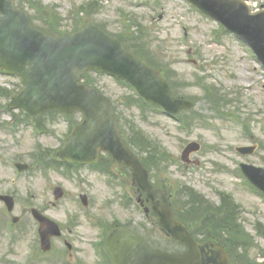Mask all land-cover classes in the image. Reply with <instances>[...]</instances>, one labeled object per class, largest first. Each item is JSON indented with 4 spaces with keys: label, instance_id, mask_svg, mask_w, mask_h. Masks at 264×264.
<instances>
[{
    "label": "rangeland",
    "instance_id": "rangeland-1",
    "mask_svg": "<svg viewBox=\"0 0 264 264\" xmlns=\"http://www.w3.org/2000/svg\"><path fill=\"white\" fill-rule=\"evenodd\" d=\"M89 1L92 0H43L44 4L55 7L58 13L62 14L65 18L63 28L66 29H72L73 23L69 13L74 6L86 5ZM96 1L102 10L93 17V23L107 26L111 33H125V20L120 13V9H123L127 15L137 18L136 20L142 22L158 37L168 61L177 72L176 79L188 85L182 94L195 98L198 103L196 112L209 120L208 127H197L188 133L181 130L177 122L168 119L162 113H149L148 121H144L137 110L127 112L126 117L134 120L154 142L161 145L162 150L169 152L173 159L168 172L157 179L171 181L175 186H173L175 194L183 187H190L216 204L220 202L222 194L232 196L244 209L245 229L249 234L255 235L253 224L256 222L264 224V219L260 216L261 213L264 214V198L250 189L243 175L239 173V168L243 162L264 167L262 64L245 44L221 29L220 24L192 10L185 1ZM255 1L257 4H252L255 8L264 5V0ZM162 12L165 13V18L160 21L158 17ZM185 30L188 31L187 38L184 35ZM95 77L98 86L115 101L128 92L127 87L116 80L104 76ZM3 78L0 75V83H7L11 88H14V84H19V80L8 79L5 82ZM198 79L208 84H216L225 93L238 98L231 110L230 119H220L217 112L211 109L204 99L203 88L197 84ZM0 123H5L6 126L0 130L2 159L0 189L6 188L17 193L15 215L24 220L19 225L11 227L13 225L11 218H5L0 210V264H7L4 260L10 251L19 250L22 257L31 253L30 242L17 246L13 241L15 233L21 232L24 225H27L29 239L35 237L37 225L28 211L29 204L42 208L47 216L64 227L73 218L81 219L85 225H92L93 220L97 219L118 220L136 226L147 224L160 247L174 249L170 238L159 228H155L151 221L148 222L143 209L126 208L123 205L122 197L127 191L111 189L109 178L106 176L91 169L72 171L69 175L63 170L44 176L36 172L17 175L14 164L23 161L19 160L23 158L29 162L26 155L33 152L36 144H43L40 140L44 138L30 130L28 134L26 132L22 134L24 141L21 143L20 138L16 140L11 135L13 130L10 115L1 114ZM57 129L59 139L62 140L67 130L64 119H61ZM191 141L200 142L202 150L192 155V159L198 161L200 165L188 168L181 160V153ZM252 145H258V150L253 156L244 157L236 151L240 146ZM12 179L16 180V184H11ZM4 181L8 183L5 185ZM55 185L65 188L66 197L53 207L52 188ZM82 193L88 194L90 198V206L87 208L81 204L79 196ZM84 228L94 231L89 226ZM62 249V245L57 244V250Z\"/></svg>",
    "mask_w": 264,
    "mask_h": 264
},
{
    "label": "water",
    "instance_id": "water-1",
    "mask_svg": "<svg viewBox=\"0 0 264 264\" xmlns=\"http://www.w3.org/2000/svg\"><path fill=\"white\" fill-rule=\"evenodd\" d=\"M212 17L221 21L227 28L235 32L242 40L250 43L264 64V13L252 15L242 0H193ZM11 13V11H7ZM11 29V23H5L0 29V44L5 39L4 47L12 49L19 43V37L26 35L24 28ZM8 30V31H7ZM41 56L38 63L44 61L50 72L46 73L45 84L35 89L26 90L16 99L17 103L31 110H43L56 107L71 113L76 109L85 113V120L79 124L68 137L64 148L66 159L72 162H96L101 150L110 151L120 162L133 168L135 179L145 190L152 203L163 228L174 238L186 243L189 247L184 254H169L153 250L146 242L131 232L118 229L108 240V247L116 264H217L222 260L223 251L210 245H199L191 237L185 226L174 219L169 202L162 191L155 190L148 182V176L137 158L129 151L119 133L117 119L110 103L94 89L79 85L80 75L88 69L105 70L114 75L132 79L136 83L139 71L145 69L141 61L127 54L113 39L94 30L84 31L73 38L58 43L56 49H37ZM51 73V74H50ZM157 77V75L152 72ZM147 75L142 77L145 82ZM137 84V83H136ZM41 85V84H40ZM139 90L149 100L165 104L170 97L161 85ZM164 94V96H163ZM167 111L176 113L175 108ZM191 145L185 152L196 150ZM242 154H252L254 148H241ZM242 170L249 181L264 192V169L250 165H242ZM57 197L63 195L62 190L56 191ZM43 222L45 219L40 218ZM47 222V221H46ZM60 235L58 229L54 232ZM48 232L45 233L47 240ZM45 243V248H50ZM220 254V256H219Z\"/></svg>",
    "mask_w": 264,
    "mask_h": 264
},
{
    "label": "flooded vegetation",
    "instance_id": "flooded-vegetation-1",
    "mask_svg": "<svg viewBox=\"0 0 264 264\" xmlns=\"http://www.w3.org/2000/svg\"><path fill=\"white\" fill-rule=\"evenodd\" d=\"M70 258H71V264H94V259H95V257H93L92 255H86L81 253H77V255L76 253H71ZM50 262L52 264H58V263L68 264V262L63 257Z\"/></svg>",
    "mask_w": 264,
    "mask_h": 264
},
{
    "label": "trees",
    "instance_id": "trees-1",
    "mask_svg": "<svg viewBox=\"0 0 264 264\" xmlns=\"http://www.w3.org/2000/svg\"><path fill=\"white\" fill-rule=\"evenodd\" d=\"M133 143H134V142H133ZM187 203H194V204H196V203H198V200L193 199V201H188ZM198 210H199V211L201 210V207H200V206L198 207ZM187 219H189L188 221H189L190 223H192V221H193V223L195 224V225L191 226L189 223H187L189 227H194V226L197 227L198 224H199V223H198V220H200V217H199L198 214H195V215L193 216V218L186 217L185 220H187ZM185 222H186V221H185ZM223 227L228 228V227H229V226H228V223L223 224ZM208 228L211 229V230H213V231H216L217 229H219L218 226H215V227H211V226H209Z\"/></svg>",
    "mask_w": 264,
    "mask_h": 264
}]
</instances>
